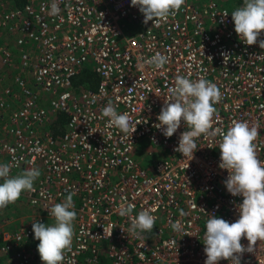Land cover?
<instances>
[{
	"label": "built area",
	"instance_id": "2783aa9c",
	"mask_svg": "<svg viewBox=\"0 0 264 264\" xmlns=\"http://www.w3.org/2000/svg\"><path fill=\"white\" fill-rule=\"evenodd\" d=\"M57 2L60 12L50 15L52 0H0V34L8 36L0 42V163L12 164L13 177L30 167L41 173L34 191L19 198L30 208L20 224L7 228L10 216L0 209L4 264H43L32 224L54 220L47 209L70 193L77 216L64 264H205L208 214L235 222L243 199L223 183L221 137L197 138L187 161L175 151L189 130L184 122L170 138L154 124L176 76L206 79L222 94L210 132H226L233 121L257 126L264 161V49L244 44L234 30L231 13L243 0L232 7L186 0L174 16L147 24L131 0ZM156 53L168 57L162 69L144 64ZM83 68L95 73L93 87L72 85ZM109 102L141 122L131 137L102 117ZM58 112L65 121L54 135L49 124ZM139 138L148 142L146 166L134 157ZM126 204L134 210L122 216ZM142 210L155 225L135 236L129 229ZM255 249L240 264H264V242Z\"/></svg>",
	"mask_w": 264,
	"mask_h": 264
},
{
	"label": "clouds",
	"instance_id": "9594fccd",
	"mask_svg": "<svg viewBox=\"0 0 264 264\" xmlns=\"http://www.w3.org/2000/svg\"><path fill=\"white\" fill-rule=\"evenodd\" d=\"M186 0H131V6L138 7L143 14V23H159L169 16H174ZM60 12L57 0H52L50 15ZM223 17L229 14L221 13ZM234 30L240 40L252 46L259 43L264 49V39L258 41L264 31V0H243L242 6L231 13ZM228 57L225 55V58ZM168 63V57L156 53L144 61L145 65L162 69ZM164 105L157 116L154 127L165 137H172L181 127V122L189 130L180 134L178 147L187 161L194 158L197 150L196 139L202 135H219L220 163L219 168L227 170V179L223 182L227 191L233 196H241L238 205L239 218L232 223L208 214L206 231L203 235L205 264H219L228 260L230 264H240L245 252L254 253L257 241L264 242V161L258 158L255 141L260 135L257 126H250L245 121H233L227 131L215 129L214 116L217 114L215 104L222 99V94L215 83L206 79L191 80L188 77L176 76L174 86L168 89ZM102 117L108 118V124L117 128L126 136L136 131L141 122L133 123L128 113H118L111 102L101 109ZM90 146V145H89ZM91 147V146H90ZM12 164L0 163V209L15 203L25 191H34V182L40 176V170L30 167L16 176H10ZM67 195L61 203H55L48 210L54 223L33 222L34 238L39 241L37 251L43 264H64L65 255L70 251L75 235L73 196ZM134 205H121L122 216L131 215ZM155 225V217L148 211H140L132 220L129 232L138 236L150 232ZM173 230L180 231L179 222L173 223ZM242 238L248 241L247 246L241 243Z\"/></svg>",
	"mask_w": 264,
	"mask_h": 264
},
{
	"label": "rangeland",
	"instance_id": "374dc122",
	"mask_svg": "<svg viewBox=\"0 0 264 264\" xmlns=\"http://www.w3.org/2000/svg\"><path fill=\"white\" fill-rule=\"evenodd\" d=\"M220 4L225 5L227 7H232L239 3L241 0H217ZM8 40V36H5L3 34H0V42H5ZM148 145V142L145 138H139L136 142L135 147V158L141 163L143 166L148 165L150 162V155L143 154V148ZM0 183H2V180H0ZM2 212V211H1ZM2 213H5L10 216V219H6V227L7 228H13L14 226H17L20 224L26 215L30 213V208L27 206L24 200L18 199L15 203L10 204L7 206ZM54 220H46L44 224H53ZM1 228V227H0ZM0 264H4L3 258L0 256Z\"/></svg>",
	"mask_w": 264,
	"mask_h": 264
},
{
	"label": "trees",
	"instance_id": "16d2710c",
	"mask_svg": "<svg viewBox=\"0 0 264 264\" xmlns=\"http://www.w3.org/2000/svg\"><path fill=\"white\" fill-rule=\"evenodd\" d=\"M95 73L87 68H83L80 72L72 78L73 86H85V87H93L96 82ZM65 121V115L61 112H58L54 115L53 119L50 121L49 129L52 134L59 135L62 130V124ZM31 244L35 247L36 254H39L37 251V245L39 241L34 238V234L31 235Z\"/></svg>",
	"mask_w": 264,
	"mask_h": 264
},
{
	"label": "crops",
	"instance_id": "0c3cea01",
	"mask_svg": "<svg viewBox=\"0 0 264 264\" xmlns=\"http://www.w3.org/2000/svg\"><path fill=\"white\" fill-rule=\"evenodd\" d=\"M96 83V82H95ZM95 85V84H94ZM2 258H3V260H4V257L2 256V255H0Z\"/></svg>",
	"mask_w": 264,
	"mask_h": 264
}]
</instances>
